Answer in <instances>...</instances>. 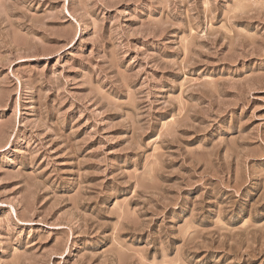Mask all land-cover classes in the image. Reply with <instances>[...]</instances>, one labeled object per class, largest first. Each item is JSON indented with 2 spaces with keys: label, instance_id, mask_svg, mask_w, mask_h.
I'll list each match as a JSON object with an SVG mask.
<instances>
[{
  "label": "rangeland",
  "instance_id": "1",
  "mask_svg": "<svg viewBox=\"0 0 264 264\" xmlns=\"http://www.w3.org/2000/svg\"><path fill=\"white\" fill-rule=\"evenodd\" d=\"M0 264H264V0H0Z\"/></svg>",
  "mask_w": 264,
  "mask_h": 264
}]
</instances>
